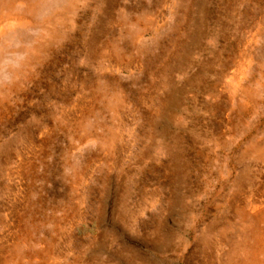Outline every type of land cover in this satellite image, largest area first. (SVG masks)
I'll use <instances>...</instances> for the list:
<instances>
[{
    "label": "rangeland",
    "instance_id": "obj_1",
    "mask_svg": "<svg viewBox=\"0 0 264 264\" xmlns=\"http://www.w3.org/2000/svg\"><path fill=\"white\" fill-rule=\"evenodd\" d=\"M13 24L0 264H264V0H0Z\"/></svg>",
    "mask_w": 264,
    "mask_h": 264
},
{
    "label": "clouds",
    "instance_id": "obj_2",
    "mask_svg": "<svg viewBox=\"0 0 264 264\" xmlns=\"http://www.w3.org/2000/svg\"><path fill=\"white\" fill-rule=\"evenodd\" d=\"M19 32V25H0V68L5 64L19 67L26 59V52L19 50L27 49L30 44Z\"/></svg>",
    "mask_w": 264,
    "mask_h": 264
},
{
    "label": "bare ground",
    "instance_id": "obj_3",
    "mask_svg": "<svg viewBox=\"0 0 264 264\" xmlns=\"http://www.w3.org/2000/svg\"><path fill=\"white\" fill-rule=\"evenodd\" d=\"M260 250V246H258V248H257V251H259Z\"/></svg>",
    "mask_w": 264,
    "mask_h": 264
}]
</instances>
